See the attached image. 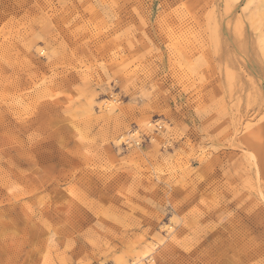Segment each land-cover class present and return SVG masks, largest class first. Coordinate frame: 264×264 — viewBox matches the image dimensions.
<instances>
[{"label": "rangeland", "instance_id": "1", "mask_svg": "<svg viewBox=\"0 0 264 264\" xmlns=\"http://www.w3.org/2000/svg\"><path fill=\"white\" fill-rule=\"evenodd\" d=\"M0 264H264V0H0Z\"/></svg>", "mask_w": 264, "mask_h": 264}, {"label": "bare ground", "instance_id": "2", "mask_svg": "<svg viewBox=\"0 0 264 264\" xmlns=\"http://www.w3.org/2000/svg\"><path fill=\"white\" fill-rule=\"evenodd\" d=\"M126 140H130V139H126ZM166 252V251H165ZM142 259V258H141ZM178 259V258H177Z\"/></svg>", "mask_w": 264, "mask_h": 264}]
</instances>
